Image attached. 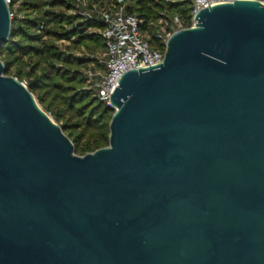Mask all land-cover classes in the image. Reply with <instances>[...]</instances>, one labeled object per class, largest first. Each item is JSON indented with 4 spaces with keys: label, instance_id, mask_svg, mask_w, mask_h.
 Here are the masks:
<instances>
[{
    "label": "water",
    "instance_id": "obj_1",
    "mask_svg": "<svg viewBox=\"0 0 264 264\" xmlns=\"http://www.w3.org/2000/svg\"><path fill=\"white\" fill-rule=\"evenodd\" d=\"M194 21L83 156L0 61V264H264V5ZM10 25L0 0V45Z\"/></svg>",
    "mask_w": 264,
    "mask_h": 264
},
{
    "label": "trees",
    "instance_id": "obj_2",
    "mask_svg": "<svg viewBox=\"0 0 264 264\" xmlns=\"http://www.w3.org/2000/svg\"><path fill=\"white\" fill-rule=\"evenodd\" d=\"M73 2L9 0L10 33L0 45V61L4 75L26 82L43 111L70 139L74 153L83 156L108 146L114 110L88 88L84 70L95 59L81 55L85 50L89 56L103 52L102 24L96 20L82 22L74 14ZM126 2L127 12L138 16L140 28L147 34L152 35L155 19L164 13L178 15L185 28L191 27L189 0ZM150 44H157L153 37Z\"/></svg>",
    "mask_w": 264,
    "mask_h": 264
},
{
    "label": "built area",
    "instance_id": "obj_3",
    "mask_svg": "<svg viewBox=\"0 0 264 264\" xmlns=\"http://www.w3.org/2000/svg\"><path fill=\"white\" fill-rule=\"evenodd\" d=\"M189 1L192 7L190 17L191 27H193L194 17L198 11L216 5L233 3L235 0ZM253 1L264 5V0ZM73 6L74 14L82 22L96 20L102 24L100 34L104 41V50L101 57L84 54L86 57L94 58V63L100 68L84 73L88 88L94 89L97 99L108 107H110V97L117 88L121 76L131 70L146 69L162 64L168 40L174 33L183 29L177 26L182 21L178 15L164 13L155 19L152 35L143 32L138 16L127 12L126 0H115V2L112 0H74ZM10 18H12L11 14ZM151 37L157 42L154 47L150 44ZM92 80L97 83L91 85ZM21 83L26 87V82Z\"/></svg>",
    "mask_w": 264,
    "mask_h": 264
},
{
    "label": "rangeland",
    "instance_id": "obj_4",
    "mask_svg": "<svg viewBox=\"0 0 264 264\" xmlns=\"http://www.w3.org/2000/svg\"><path fill=\"white\" fill-rule=\"evenodd\" d=\"M16 8V6L14 7V9ZM178 26V28H185V26H184V23L181 21V24H179V25H177ZM88 51H84V52H81V54H85V53H87ZM102 53V52H101ZM100 52H97L95 55L97 56V57H101V54ZM88 54V53H87ZM100 68V66L98 65V64H96V63H93L90 67H87L85 70H84V72H86V71H96L97 69H99ZM97 83V81H95V80H92V83H91V85H94V84H96ZM36 100V99H35ZM37 102V101H36ZM37 104H38V102H37ZM38 106L41 108V110H43V108L38 104ZM43 112H45V111H43ZM47 114V113H46ZM48 115V117L53 121V122H55L54 120H53V118L49 115V114H47ZM56 123V122H55ZM57 124V123H56ZM58 125V124H57ZM79 156V155H78Z\"/></svg>",
    "mask_w": 264,
    "mask_h": 264
}]
</instances>
